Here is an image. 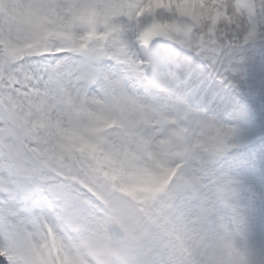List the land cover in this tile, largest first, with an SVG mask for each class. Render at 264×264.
Returning <instances> with one entry per match:
<instances>
[{"label": "snow or ice", "instance_id": "obj_1", "mask_svg": "<svg viewBox=\"0 0 264 264\" xmlns=\"http://www.w3.org/2000/svg\"><path fill=\"white\" fill-rule=\"evenodd\" d=\"M7 2L18 7L15 15L0 8V264H81L85 248L101 252L105 231L131 219L133 202L165 189L178 167L136 166L154 177L152 186L126 179L135 174L136 153L114 147L108 130L119 129L137 149L149 141L119 106L97 100L90 108L89 86L106 95L123 80L135 91L176 79L183 70L179 49L152 41L178 33L191 34L224 76L212 50L261 33L264 0ZM250 78L264 84V57L253 62ZM241 117L257 122L251 104L229 118ZM231 139L229 146L221 134L205 172L224 170L233 223L264 243V131L243 146L233 129ZM192 195L193 202L203 199L195 188ZM192 223L200 232L205 220ZM253 255L249 245V264ZM133 264H198V256L142 251Z\"/></svg>", "mask_w": 264, "mask_h": 264}, {"label": "clouds", "instance_id": "obj_2", "mask_svg": "<svg viewBox=\"0 0 264 264\" xmlns=\"http://www.w3.org/2000/svg\"><path fill=\"white\" fill-rule=\"evenodd\" d=\"M17 7L7 0L0 5L5 13L12 15L16 14ZM100 30L103 31V28ZM151 83L154 87L157 82ZM97 100H104L109 107L122 108L127 118L136 123L138 130L149 141L146 146L137 149L134 145H128L119 129L108 130L114 147L121 150L128 147L136 153L135 159L130 161L135 174L126 179L152 186L154 177L136 166L158 172L156 163L162 161L178 166L166 189L193 191L195 188L201 194L203 199L195 200L189 209L192 221L205 220L200 231L198 264H249V245L252 240L247 237L245 230L237 228L231 212L224 206V201L228 199L224 189L227 179L224 170L218 169L211 175L205 172L207 162L219 151L221 134L229 137V146L234 143L231 139L233 127L212 114L202 112L185 117L172 115L146 99L139 88L133 91L127 80L115 87L109 86L106 95L101 94L98 85H90L86 94L88 106L95 108ZM102 243H105L104 239Z\"/></svg>", "mask_w": 264, "mask_h": 264}]
</instances>
